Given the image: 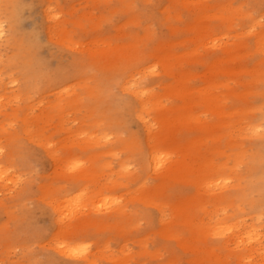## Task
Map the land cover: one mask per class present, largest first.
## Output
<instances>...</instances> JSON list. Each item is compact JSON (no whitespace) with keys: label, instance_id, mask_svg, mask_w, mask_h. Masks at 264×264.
Listing matches in <instances>:
<instances>
[{"label":"rangeland","instance_id":"1","mask_svg":"<svg viewBox=\"0 0 264 264\" xmlns=\"http://www.w3.org/2000/svg\"><path fill=\"white\" fill-rule=\"evenodd\" d=\"M34 1L21 0L23 5L21 10L23 11L20 10L21 23L19 28L21 32H29V29L30 32L37 30L41 34L44 31L46 32L42 35L39 33V36L41 35L40 38L42 37L46 40V43L43 42L42 38L38 39L39 42L41 40V47L39 46V63L36 66L38 70L40 69L39 71L43 77L34 80L31 88L25 87L26 93H23L24 85L21 78L15 82L10 81L14 77H19L17 74L10 75L8 71L0 74V154H3L0 159L2 161L1 165L4 167L3 171L7 170V173H3L4 176L0 173V177L2 176L0 178V264H84L85 262L88 264L85 258L90 259V264L260 263L262 256L260 253H254L255 249L251 255H249V252L252 250L243 251L241 249L243 252L241 253V257L243 256L241 258L239 251L242 246L240 243L236 246L238 248L236 250L234 246H230L231 249H218L216 247L208 249V245H215L216 243L218 244V241L220 242L219 236L208 235V237H205L206 239L199 242L203 246L202 249L198 250L193 247L189 248L190 251H188L186 248L178 246L176 241L162 235L160 236L157 233L160 227L158 224L160 217L168 220L173 217L174 208L172 202L170 203L169 201L182 198L185 194H192V191H195V183L191 184L190 181L189 183L188 180L181 178L186 185L183 180H178L176 183L166 184L159 193L149 189L148 193L152 197H148L144 195V191L141 188L142 184L139 186V178H129L127 181V178L121 179L114 172L117 169L120 158L121 161L126 159L132 172L136 163L141 161L140 148L144 156L150 147L154 146V149H157L158 154L164 159V162L160 165L161 170H164L166 164L177 156L174 145L170 141L148 137L145 130L146 125L141 120L142 117L149 122L154 131L160 129L159 119L169 116V119L174 120L172 129H176V133H180L176 134L178 141L181 138L187 140V136L192 135L194 132L197 133L195 129L191 128L193 131L186 129V124L189 121L201 119L203 125L208 126L218 120L215 106L206 102L200 91L210 90L212 93L210 100L215 102L217 90L207 88L211 73L206 67V63L211 60V56L221 54L220 45L223 43L236 40V54L241 55L236 56V61L234 62L236 72H233L231 76L218 75V79L229 83L231 91L236 90L237 93L247 92L244 95L247 106L257 107V109L254 108L256 111L252 109L250 111L251 114L249 112L247 118H250V120L257 118L258 112L264 111V56L261 57L259 55L264 42L256 41L250 35V31L255 29L256 26L250 28L249 17L245 15V12H250V15L253 16L252 19L260 21L261 25L264 26V0H230L231 3L239 6V8L236 7V18H232L234 22L231 29L215 26L218 24L213 19L210 21L205 20L204 22H210L211 24L213 22L214 25L210 27L211 29L207 34L202 35L201 40L176 45V50L183 51L185 45L191 44L200 53V59L198 57L195 61H185V56L181 57L180 60V65L184 67L183 70H191L194 73L193 79L188 80V86L194 90L192 93H194L196 100L194 98L190 100L179 98L177 89H165V91L161 88L162 86L155 84L150 89L149 97L145 98L143 108L139 105V98L136 100L133 91L123 89L119 84L132 75L134 77L142 76L144 67L151 62L146 58L141 60L127 58L117 61L116 64L112 65L110 63V65L106 66V59L103 57L105 54H103V59H101L103 66L100 68L101 70H98L99 68L90 63L92 57L89 56L107 50L115 44L128 42V38L132 34L142 40L141 43H137V47L140 45L139 49L137 48L139 53L148 54L160 39L170 36L171 30L161 21L163 20L161 11L158 10V8L163 9L168 4V0H128L131 3L133 2L130 12L129 10L118 9L119 2L117 0ZM207 1L211 4L214 0ZM48 6L50 7L48 10L49 14L53 15V18L50 17V19L43 15L42 28L45 30L36 29L40 25V21H42L41 11ZM177 9H173L171 13L180 12L181 20L183 21H187L186 19L190 15L194 16L192 14L194 11L196 12L195 9L189 11L182 6H178ZM242 12L244 15H237ZM29 14L31 15L29 16ZM133 16L137 18V22L125 21ZM59 20H63L61 36L63 32H66L68 36L66 40H62L61 44L58 41L61 40L60 36L55 31L51 32V36L47 35V26L54 25L56 22H60ZM91 22L94 23L93 26L90 25ZM177 23L182 24L179 21ZM33 24L35 26H32ZM148 27H150L152 35L143 40ZM234 34H236V38L233 36ZM43 35H46V38ZM172 39L174 40L175 38L172 37ZM0 43V53L3 55L9 54L11 48L4 41ZM43 45H47V47H43ZM49 45L52 46L49 47ZM74 62H77L80 67L85 66L84 68L89 72L86 84L93 87L92 90L95 93H97V84L99 94L96 99H92L89 102L91 105L94 103V107L90 108L91 105H88L87 99L78 108L66 109L63 112L66 116L61 122L56 115L59 110L47 112V106L54 100V93L58 90L55 89L54 81L56 79H64L62 75L67 77L70 73L67 70L73 66ZM56 63H58V66ZM255 64L256 66H254ZM251 66L256 68L257 72H254V74L248 71ZM244 69H247V72ZM155 71L158 72V69L156 68ZM62 72L64 73L62 74ZM152 78L151 75H146L144 77L145 83H148ZM102 82L103 84L101 85L100 83ZM81 85L83 84H76L72 89L79 90ZM243 88H245V91H243ZM153 99L158 102L156 106H153L155 103L152 101ZM133 102L136 103L137 108L135 114L131 112ZM261 102L263 106L259 107L260 104L258 103ZM24 104L27 105V109L22 112L19 111L18 109L23 107ZM230 104L233 106L232 102H229L224 111L229 109ZM157 106H161V108L156 110ZM182 108L191 110L192 118L180 120L183 118V114L177 110ZM261 108L262 110H260ZM242 124L244 126V123ZM240 127L241 123L236 124L237 143L241 144L244 141L243 145L251 152L246 153L238 170L240 172L242 170L245 171L250 164V167L253 165L254 170L256 168L255 173L257 174L253 173L255 176L250 174L247 178L251 179L253 177L254 179L258 176H263L264 138H259V136L253 138L252 136L254 135L252 134L251 137L250 134L247 137L243 136L244 138L240 137L237 133ZM134 133L138 136V141L135 147L131 148L129 143H133L131 136ZM114 134L125 138L126 143L124 146L119 147L120 151L116 148L117 146H112V152H115V155H112L108 151L106 152L107 146L102 144L109 143L114 138ZM214 135L209 128L203 129L202 135H200L203 138L202 142L198 143L201 155L196 154L195 156L203 163L207 160V163L205 166L195 165L191 177H187L185 173L183 175L188 179L199 182L202 186L203 178H207L205 174L212 170L207 167L212 164L217 165L225 158L222 154H218L217 151L206 152L207 147L205 145L215 140ZM86 139L98 141L101 145L99 144L98 148L93 146V144L85 145L86 141L83 140ZM80 143L82 144L80 145ZM82 145L85 146L83 147ZM256 146L261 147L254 149L256 150V155H254L251 148H256ZM95 152L105 153L96 155ZM10 154L11 160L6 163L5 157ZM254 157L255 161H253ZM94 159H96L95 164H102L106 160L108 167L103 169L100 166L97 167L89 174L86 181H81L79 184L72 183L68 179L73 173L68 170L70 166L73 164L88 165ZM187 160L188 157H186ZM157 172L151 171L148 176L144 175L143 178L146 179L144 181L147 185L153 183ZM9 175L12 180L8 178L10 177ZM4 180L5 182L7 180L10 181H7V185H5ZM110 181H117L120 185L114 187L110 184ZM75 190L94 195V200L98 201V203L92 200L91 204L92 206L94 205L92 208L90 204L88 205L89 207L81 208L87 213L82 211V213L79 212L77 215L75 210L73 214L76 217L73 218V214L71 217L66 214L64 217L68 215V218H63L60 223L57 221L59 216L56 215L52 204L62 202L67 197L70 198L77 193ZM201 191L204 193L208 192L204 186L201 187ZM179 193L182 197H179ZM257 193V191H253V196L258 197ZM174 195L175 197H173ZM108 199L112 200L111 203L114 200L123 201L125 205L123 216H117L115 219L109 217L108 209L110 207L105 206L107 209H103L104 205L100 203V201L103 202V200ZM139 200H143L146 203L140 204ZM259 204L263 206L262 211L260 210L262 206ZM246 205L245 203L244 207L243 204L242 208H246L243 211L248 210L249 213L251 211L256 213L261 211L258 221L261 222L259 224H262V226L259 225V227L262 229L259 228V231L262 232L261 236L264 240V201H258L253 210H249L250 208ZM96 207H99V209ZM211 210L212 207L210 205L200 204L196 208L197 217L205 218V215H210ZM243 211L241 210L238 215H246L241 217H243V220L247 219L243 222L248 224L251 221L248 219L249 214H246L248 213L247 211L244 214ZM55 215L58 217L56 218ZM239 216L236 218H241ZM89 218L93 219V223L85 224L75 233L70 231L63 233L61 231V229L65 231L64 228L68 229V226L76 221L82 222L89 220ZM100 221L105 222V224L101 225ZM206 221L207 219L204 220V223ZM255 221L258 224L257 220ZM243 222L239 223L240 226L237 229H233V234L236 233V237L239 236L240 238L242 235L240 233L243 232V227L241 226ZM238 229L240 230L239 233ZM239 238L237 237L236 240H239ZM77 241L81 242L77 244ZM241 242L245 244L244 241ZM75 243L77 244L76 246ZM62 245L69 246L67 249L72 251L58 252L60 251L58 248L60 249ZM253 246L255 247V245ZM63 253L66 254L63 255ZM202 258H205L206 261ZM195 259L196 262L194 263ZM191 260H193V263Z\"/></svg>","mask_w":264,"mask_h":264},{"label":"bare ground","instance_id":"2","mask_svg":"<svg viewBox=\"0 0 264 264\" xmlns=\"http://www.w3.org/2000/svg\"><path fill=\"white\" fill-rule=\"evenodd\" d=\"M117 1L119 2L118 9L120 8L125 11L127 10H129V12L131 11V5L133 2L131 3V1L128 0H117ZM22 6L23 5L21 0H0V42L4 41L6 45L11 48L9 54L3 55L0 53V74L7 71L9 72L10 75L14 73L17 74L19 77H14V79L12 80L10 79V81L15 82L19 78H21L22 84L24 85L23 93H26L25 87L31 88L34 80L43 77L39 71L40 69L38 70L36 66L39 63L38 54L40 50L39 48L41 47L40 46L41 40L39 42L38 39L42 38V37L40 38V36L45 31L41 34L37 30L35 31L34 28L33 30L35 32H30V29L29 32L27 31L21 32L19 28L20 27L19 24L21 23L20 12L23 11L21 10ZM178 6H182L184 9L187 8V10L189 11L195 9L196 12L194 11V13L192 14L194 16L190 15L186 19L187 21H183L181 20L180 12L175 11L174 13H171L173 9L178 10L177 9ZM236 7L239 8V6H236L235 4L231 3L230 0H214L211 4H209L207 0H198V1L168 0V4L164 6L163 9L158 8V10L161 11V18L163 19L161 21L164 24H166L169 30H171L170 36L160 39L159 42L149 51L148 54L144 55L143 53H139L138 49L140 45H138L137 47V43L138 42L141 43L142 40H140L141 39L140 37L136 36L135 34H132L129 36L128 42L126 43L124 42L122 44H115L113 47H110L107 50L100 51L94 55H90L89 57H92L90 63H92L96 68H99L98 70H101L100 68H102L103 66V62L101 60L103 59L102 58L103 54H105L103 57L104 59H106L105 61L106 66L110 65V63H112V65L114 63L116 64L117 61L127 58L139 59V60L146 58L149 62H151L149 65L144 67L142 76L134 77L132 75L131 77L126 78L123 82L119 84L120 87H122L123 89H130L133 91L134 96H136L135 97L136 100H138L137 98H139L140 100L139 105L141 106V108L144 107L145 105L144 100L146 97H149L150 89L155 84H159L160 87L162 86L161 88L163 90L177 89L179 91V92L177 91L178 92L177 96L179 98H185L186 100H190L194 98V100H196L194 93H192L194 90L188 86V80H190L194 76V73L191 70H187V71L183 70L184 67L180 65L181 64L180 60L181 57L185 56L186 57L185 61L188 62H191L193 60L195 61L196 59H198V57L200 59V53L191 44L185 45V49L183 51H178V49L176 50L175 47L178 44L201 40L202 35L207 34L211 29L210 27H213L214 25L213 22L212 24L210 22H204L205 20L210 21L211 19H213L215 23L218 24L215 26H219L224 29H231L232 24L234 22L232 18H236ZM49 9H50L49 6L47 8H44L42 11L40 9V11L42 12V17H41L42 21H40L41 23L39 26L36 27V29L38 28L43 29L42 28L43 15L49 18L50 17L53 18L52 17L53 15L49 14L50 13L48 11ZM245 13H246L245 15L249 17L248 21L250 24V28H254L256 26L255 29H252L250 31L251 33L250 35L253 36V38L256 39V41L264 42V26L261 25L260 21L258 22L252 19L253 16L250 15V12H245ZM30 15L31 14H29V16ZM237 15H244V13L242 12ZM136 19L137 18L133 16L129 19H126L125 21L132 22V21H136ZM177 21L182 22V24L180 25L179 23H177ZM34 24L32 26H35ZM62 24H63V20H61L58 23L56 22L54 25L47 26V35L51 36V32L54 31L56 32V34L58 33L61 39L58 40L60 44L62 43V40H66L68 38L66 32H63L61 36ZM90 25L93 26L94 23L91 22ZM39 33L41 34L40 36ZM189 34L192 35L189 36ZM151 35H152V31L150 27H148L147 30L145 31V35L143 36V40L144 39L146 40ZM43 36L45 37L46 35ZM233 36L236 38V34H234ZM172 37H174L175 39L173 40ZM43 42L46 43V40L43 39ZM52 45H49V47ZM44 46L47 47V45H43V47ZM220 46H221V54L218 55L216 54L211 56L212 57L211 60L206 63V67L211 73V79L208 81L207 88H214L217 90V98L215 99V102H212L210 100V98H212V93L210 92V90L200 91L201 95L203 96V99L206 102L212 103L215 106L217 110L216 116L218 120L208 126L203 125L201 119L189 121L186 124V129H188V131H190L191 128L195 129L197 130V133L194 132L195 134L192 133V135L189 136L186 135L188 138L187 140L181 138V140L178 141L176 139V134H180V133L179 132L176 133V129H172V124L174 120L169 119V116H164L161 119H159L160 129H156L154 131L149 125V122L144 117H142L141 120L146 125L145 130L147 131L148 137L170 141L174 145V149L177 152V156L172 158L168 162V164H166L164 170H161L160 165L164 162V159L161 155L158 154L157 149H154L155 148L154 146L150 147L149 151L144 156L143 151L140 148L139 151L141 153V161L137 162L138 164L136 163V166L132 172L129 169L130 164L126 162V159H124V161H121L120 158L118 160L117 169L115 170L114 173L121 179L127 178V181L129 178L132 179L139 178L138 179L139 182L138 181L137 182L139 183V186L140 184H142L141 188L144 191V195L148 197L149 196L152 197L148 193L149 189H151L156 193H159L164 189L166 184L176 183L178 180L184 179V180H188V182L190 181L191 184L195 183L196 184L195 191H192V194L190 195L185 194V196L182 197L179 193L180 195L179 197L182 198H179L174 201L171 200L169 201L170 203L172 202L173 204V208H174V212L172 213L173 217L170 220L163 219L162 217H160L158 223L160 227L157 233L160 234V236L162 235L165 236L166 238H169L170 240L176 241L178 243V246H182L183 248H186L188 251H190L189 248H193V247L197 248L198 250L202 249L203 246L200 245L199 242L201 240L206 239L205 237H208V235L219 236L220 242L218 241V244L216 243L215 245L212 244L214 246L208 245L207 246L208 249L214 247L218 249H231L230 246H234V249L236 250L238 249L236 246H238V243H240L242 246L240 247V251H239L240 257H241V253H243L241 249L243 251L252 250L251 252H249V255H251V253L255 249L254 253L257 254L260 253L262 256L261 257L262 261L260 260L261 261L260 263L258 262L254 264H264V242H263L264 240L261 236L262 232L259 231L260 228L259 225L262 226V224H259L260 221H258L261 215L259 213H261L263 208V206L260 205L262 203L259 204L260 206H262L260 209L261 211L259 213L258 212L256 213L254 211H251V213H249L248 210H246L248 212L246 214H249L248 219L251 220L250 223L247 224V222H245L246 223L245 224L243 222L247 220L245 218H244L245 220H243V217L246 215L243 216L241 214V216L243 217L238 215L241 210L243 211V209H246V208H242L243 204L245 207V203H246L248 205V208H250L249 210H253L254 207L257 205L258 201L259 202L261 200L264 201V175L258 176L257 178L254 179L253 177H251V179L247 178L250 174L251 176H255L254 174L257 173H255L256 168L254 170L253 165H251L250 167V164L248 165L246 163L245 164L248 165V167L246 168L245 171L242 170L244 173L238 170L240 164L242 163V159L245 157L246 153L248 154L251 151L249 152L246 146L243 145L244 141H242L241 144H238L237 143L238 140H236V124L238 123H241V127L239 128V130L237 129L238 130L237 133L239 134L240 137L243 136L247 137L248 134H250L251 137L252 134L255 136V137L252 136L253 138H256V136L257 137L259 136V138L260 137L264 138V111H259L258 112L259 115L257 116V118H252V120H250V118H247L249 116V112L252 111V109L256 111L255 109H257V107L254 106L255 108L254 109L252 106L249 105L247 106L246 101L244 99V95L245 93H247L245 91V88H243L244 89L243 91H245V93L244 92L237 93L236 90L231 91L230 89L231 87L229 86V83H227L225 80L218 79V75L231 76L233 72L234 73L236 72L234 62L236 61V56L241 55V54H236V40L231 41L229 43L228 42L223 43ZM259 55L261 57L264 56V46L261 48ZM56 64L58 66V63ZM254 66H256V64ZM60 67L62 68L61 64ZM84 67L85 66L80 67V65H78L77 62H74L73 66L71 67L72 69L70 68L71 69V70L69 69L70 71L67 70L68 72H70L67 77H64V75H62L64 79L62 80L56 79V81H54L55 89L58 90L55 91L54 93V100L48 104L47 112H51V111L54 112L55 110H59L58 113H56V115L61 122H63L62 120L64 116H66V114H63V112L66 111V109L70 110V108H78L87 99H88V105L90 106L91 104L89 102H91L92 99H96L98 97L99 94L98 85L96 84L97 93H95L94 90H92L93 87L86 84V81L89 76V72H87V70ZM156 68L158 69V72L155 71ZM250 68L251 69H248L249 72H253V74L254 72H257L255 67L251 66ZM244 70L246 71L247 69ZM63 73L64 72H62V74ZM146 75H151L153 77L152 79L149 80L148 83H145L144 77ZM79 83L83 84L79 86V90L77 89L73 90L72 89L73 86ZM100 84L102 85L103 82ZM152 101L155 102L153 106H156L158 104L156 99H153ZM229 102H232L233 106H231L230 104L229 109L227 111H224V109L228 106ZM261 103H258L260 104L259 107L263 106V103L262 105ZM92 107H94V103H92V105L90 106V108ZM160 108L161 106H157L156 110ZM25 109H27L26 104H24L23 107L19 108L18 110L22 112ZM260 110H262V108ZM177 111H180L183 114V118L180 120H186L188 118H192L191 110H189L188 108H182ZM131 112L132 114H135L137 112L136 103H134L133 106L131 107ZM242 123H244V126H242L243 125ZM205 128H209L212 134H215L214 135L215 140L214 141L212 140L210 144L205 145L207 147L206 152L217 151L218 154H222L225 157L217 165L212 164L207 167L208 169L209 168L212 169L211 171L205 174L207 178L206 179L203 178V186L204 188L207 189L208 191L207 193L201 191V187L203 186L199 182L194 181L193 179H188L183 176L185 173L187 177H191L193 175L195 165L198 164L199 166L202 165L205 166L207 163V160H205L203 163L202 161L198 160L195 156L196 154L201 155L200 146L198 145V143L202 142L203 138L200 137V135H202L203 129ZM113 137L114 138L109 143L102 145L107 146L106 147L107 149L105 148L106 152L108 151L112 155H115V152H112V146L115 147L117 146L116 148L119 149L120 151L119 147L125 145L126 139L120 137L117 134H114ZM131 137L133 138L132 139L133 143L130 142L129 145L131 148H134L138 141L137 139L138 136L135 135L134 133ZM83 141H86V144L84 142L85 145L93 144V146H97L96 148H98L101 145L98 141L95 140L86 139ZM81 144L82 143H80V145ZM85 145L82 146L84 147ZM260 147L261 146H256V148L252 147L251 148L252 154L256 155V150L254 149H258ZM104 153L105 152H100V153L95 152L96 155H103ZM2 155L3 154L1 153L0 157ZM10 156L11 154L5 157L6 163H8L11 160ZM186 157H188L187 161H186ZM201 158H203V156H201ZM95 160L96 159L91 160V163L84 166L82 165L80 166L79 164L78 165L73 164L72 166H70L68 170L72 171L73 173L72 175L69 176L68 179H70L72 183L79 184L81 181H86L88 179L89 174L93 172L97 167L100 166L102 169L108 167V162L106 160L102 162V164L99 163L95 164ZM255 160L256 159L254 157L253 161ZM1 164L2 161L0 159V173L1 175H3V173L5 172L7 173V170L5 169L3 171L4 167ZM159 169L160 171L157 172ZM151 171L157 173L154 176L155 179L153 183L151 185H147L145 182L146 179H144L143 177L145 174L148 176V173H150ZM0 178H2V176ZM8 178L10 179L12 177L10 176ZM7 181L5 182L4 180L6 184L4 182L3 183L7 185ZM110 184L114 187L120 185L117 181H110ZM253 191L258 192L257 195L259 198L257 196L256 197L253 196L254 195ZM173 197H175V195ZM92 200H94V195L81 193V190H78V192L72 195L70 198L67 197V199H64L62 202H58L57 204L56 202L55 204L53 203L52 207L54 211H56L55 212L56 215L59 216L57 221L61 223L63 218L64 219L68 218V215L67 217H64L66 216V214H69L71 217V215L75 212V210L77 215L79 214V212L82 213L83 210H81V208L86 207L89 204L91 205L92 208L94 206V205L92 206L91 204ZM95 201L96 200H94V202ZM96 202L98 203V201ZM111 202L112 200L109 199L103 200V202L100 201L101 205H104L103 209H107V207L105 206L110 207L108 209L110 213L108 214L109 217L115 219L117 216H121V215L123 216L125 210L124 209L125 205L123 201L114 200L113 203ZM139 202H141L140 204L146 203L143 200H139ZM200 204L210 205L212 207L211 210L212 213L210 212V215L208 216L205 215V218H198L196 214V208ZM96 208L99 209V207ZM246 211H243V213ZM236 214L241 218H236L238 217ZM56 215L55 217L57 218L58 216ZM74 217L76 216H74L73 214V218ZM205 219H207V221L204 223ZM69 220L71 219L69 218ZM255 220H257L258 224L256 223ZM240 222H243L241 225L243 227V232L240 233V235L242 234L240 238L239 236H237L239 240L238 239L236 240L237 238L235 235L236 233L233 234V229L235 228L237 229V227L240 226L239 225ZM88 223H93V219L89 218V220H85L82 222L76 221L71 225H69L68 229H65L62 226L65 231H63L62 229L61 231L63 233L68 231L75 233L80 227ZM63 224L65 223L63 222ZM100 224L104 225L105 222L100 221ZM58 225L60 226V224ZM239 232L240 230L238 231V233ZM241 241H244L245 244H243ZM79 242L77 241L76 243L78 244ZM76 243L75 246L77 245ZM211 243H215V242H211ZM252 244L255 245V247ZM68 247L69 246L67 245L66 246L62 245V247L60 246V249L58 248V250H60L58 252H65L67 250L68 252H71L72 250L67 249ZM64 254L66 253H63V255ZM225 257L227 258L226 254ZM85 259H86L85 261H87L88 264H90V259L89 258H85ZM202 259L205 260V258ZM191 262L193 263V260H191ZM195 262L196 259L194 260V263ZM84 264H86V262ZM198 264H200V262H198Z\"/></svg>","mask_w":264,"mask_h":264}]
</instances>
